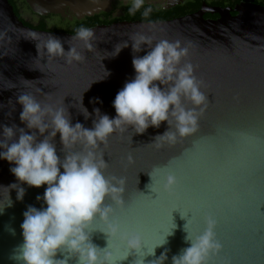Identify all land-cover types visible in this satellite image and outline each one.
Returning a JSON list of instances; mask_svg holds the SVG:
<instances>
[{
  "label": "water",
  "instance_id": "95a60500",
  "mask_svg": "<svg viewBox=\"0 0 264 264\" xmlns=\"http://www.w3.org/2000/svg\"><path fill=\"white\" fill-rule=\"evenodd\" d=\"M218 13L213 20L197 13L169 21L90 27L94 33L92 47L86 50L71 39L75 33L27 26L8 0H0V125L23 127L18 120L20 106L15 103L22 93H31L42 105L66 107L71 122H80L86 128L91 127V117L84 120L78 112L81 95L89 113L98 107L112 118L116 93L134 76L130 47L115 58H104L113 46L135 32L152 36L153 43L161 39L178 41L188 49L181 64L193 66L201 91L207 96V106L196 131L175 144L159 149L151 144L155 135L166 130L162 122L159 128L149 127L140 135L131 129L115 132L97 149L107 164L104 174L125 181L124 208L118 210L115 219L121 230L137 232L144 243L154 240L166 205L162 199H151L156 197L151 188L161 193V176L171 174L179 182L182 196L195 198L209 213L223 214L225 230L220 239L225 240V248L212 255L208 264H264V7L245 4L235 15L226 10ZM29 32L44 39L49 35L61 38L65 51L75 46L85 57L83 63L69 66L63 58L49 61L43 54L38 56L35 42L26 39ZM144 54L142 51L138 55ZM105 71L109 75L102 79ZM97 97L102 104L89 103ZM184 104L191 107L186 101ZM53 143L62 155L58 134ZM79 150L80 145L68 149ZM9 168L8 162L0 160V186L16 182ZM21 186L25 187L22 201H16L15 190H10L12 204L0 213V264H17L12 256L22 243V213L29 205L40 208L42 204L36 197L42 195L44 185ZM7 202L8 190L0 187V208ZM172 222L175 227L165 235L166 243L154 249L155 255H145L144 264L165 248L170 261L172 255L189 246L184 240L186 219L173 211ZM91 226V242L101 250L107 248L114 264H137L141 254L129 251L118 240L109 239L107 247L106 234L101 231L104 226L98 218ZM203 226L201 219L197 227L202 230ZM140 251H147L143 244ZM55 258L76 264L75 257L67 253L57 252Z\"/></svg>",
  "mask_w": 264,
  "mask_h": 264
},
{
  "label": "clouds",
  "instance_id": "9594fccd",
  "mask_svg": "<svg viewBox=\"0 0 264 264\" xmlns=\"http://www.w3.org/2000/svg\"><path fill=\"white\" fill-rule=\"evenodd\" d=\"M124 2L129 5V15L139 11L147 18L153 11L151 6L145 7L146 0ZM93 34L92 29L80 26L71 39L91 50ZM26 39L34 41L37 55L43 54L49 61L63 58L64 63L71 66L85 59L75 46L65 51L57 36L49 35L44 39L38 33L29 32ZM129 47L134 76L116 93L112 118L101 113L98 107H93L89 113L81 95L78 112L84 120L91 117V127L86 128L80 122H71L66 107L42 105L31 93H22L15 103L20 106L18 120L23 127L0 125V160L9 163V172L16 181L6 187L0 186L8 190V202L0 208V213L12 204L10 190H15L16 201H22L25 187L21 185L45 186L42 195L36 197L38 202L42 201L41 207L29 205L22 213V243L12 256L17 264H65L55 258L57 252L74 256L76 264H114L107 248L101 250L91 242L89 228L96 218L104 226L101 231L106 234L107 247L109 239L118 240L129 251L141 254L137 264H144L145 255H155L154 249L163 246L165 235L171 234H165L150 251L142 252L141 236L134 231L121 230L115 219V209L124 208L125 181L122 177L104 174L107 164L97 149L115 132L131 129L133 134L140 135L149 127L159 128L162 122L166 130L155 135L151 144L157 149L175 144L196 131L208 99L201 91V82L194 75L193 66L181 64L188 49L181 47L178 41L161 39L153 43L152 36L135 32L128 40L114 45L104 58H115ZM142 51L145 54L138 55ZM107 75L105 71L102 79ZM185 101L191 107L186 108ZM89 103L102 104V101L97 97ZM57 134L62 155L53 143ZM76 145H80L79 151H68ZM176 182L173 175L163 174L160 190L170 192ZM215 227L214 217L206 215L199 233L184 229L188 247L172 255L170 261L165 248L149 264H165L166 261L168 264H208L209 256L220 249Z\"/></svg>",
  "mask_w": 264,
  "mask_h": 264
},
{
  "label": "flooded vegetation",
  "instance_id": "af4514ba",
  "mask_svg": "<svg viewBox=\"0 0 264 264\" xmlns=\"http://www.w3.org/2000/svg\"><path fill=\"white\" fill-rule=\"evenodd\" d=\"M14 13L27 26L74 34L80 26L94 27L119 22L169 21L200 13L206 20L219 17V10L231 15L245 4L264 7V0H146L153 11L143 18L138 11L128 14L124 0H8ZM143 9H141L142 11Z\"/></svg>",
  "mask_w": 264,
  "mask_h": 264
},
{
  "label": "snow or ice",
  "instance_id": "6c2138e0",
  "mask_svg": "<svg viewBox=\"0 0 264 264\" xmlns=\"http://www.w3.org/2000/svg\"><path fill=\"white\" fill-rule=\"evenodd\" d=\"M105 155L107 156V154ZM108 159L109 157L107 156V160ZM151 185L149 186L150 188H151ZM151 191L156 193L155 199L153 198L151 199L153 201H156L157 199H162L166 205V210L163 213L162 225L153 233V236L155 237V239L144 243L146 250L150 251L151 248L156 243H158L163 238V236L169 232L171 228L175 227V225L172 222V212L173 211L179 212L181 218L186 219L187 222L184 225V229L193 234H197L203 230V228L202 230H200L197 227L201 219L203 220V224H204V217L206 215L213 216L214 219L216 220V227H215L216 240L219 242L221 249L225 248V240L220 239L221 231L225 230L224 217L220 211L216 213H209L205 210L203 204L196 202L195 198L190 199L186 196H182L179 192V182L178 181L173 186V189L170 192L162 191L161 193H157L152 188H151ZM118 210L120 209H115V215L117 214ZM96 227L102 228L101 225L99 224H97ZM89 231H92V226H90ZM211 256L212 255H210L209 258Z\"/></svg>",
  "mask_w": 264,
  "mask_h": 264
}]
</instances>
